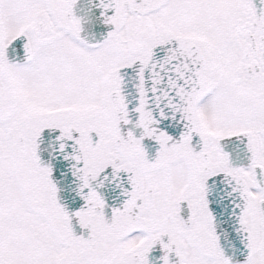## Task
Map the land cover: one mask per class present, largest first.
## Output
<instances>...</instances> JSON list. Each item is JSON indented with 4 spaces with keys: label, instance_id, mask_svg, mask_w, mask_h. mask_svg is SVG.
<instances>
[{
    "label": "snow or ice",
    "instance_id": "snow-or-ice-1",
    "mask_svg": "<svg viewBox=\"0 0 264 264\" xmlns=\"http://www.w3.org/2000/svg\"><path fill=\"white\" fill-rule=\"evenodd\" d=\"M0 264H264V0H0Z\"/></svg>",
    "mask_w": 264,
    "mask_h": 264
}]
</instances>
